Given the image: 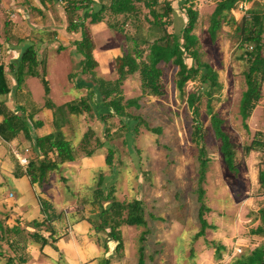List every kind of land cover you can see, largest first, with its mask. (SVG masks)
<instances>
[{"label":"rangeland","instance_id":"1","mask_svg":"<svg viewBox=\"0 0 264 264\" xmlns=\"http://www.w3.org/2000/svg\"><path fill=\"white\" fill-rule=\"evenodd\" d=\"M184 1L174 0L172 3L176 9L173 12V25L168 27L170 32L173 30L179 32L185 26L187 16L183 7L185 6ZM218 1H193L194 9L199 13L193 33L199 39L201 60L209 63L218 73L221 89L212 90L210 103L213 111L223 120V131L229 135L234 144L236 171L228 169L221 153V140L216 136L212 127L211 116L207 107L209 95L205 94L210 88V82L203 81L200 76H197L187 81L181 90L177 85L179 67L172 63L160 65L162 68L161 84L165 92L161 97L147 95L144 92L138 73L129 76L122 84L124 102L131 98L140 99L141 108L129 111L134 114H141L151 127H160L161 132L159 134H155L143 126L138 133L123 131L119 127L122 122L120 121L121 118L119 119L117 116L111 117L107 121L112 139L105 148L107 150V147H114L118 152L114 158V166L107 170L108 175L116 173V170L120 174L116 178L117 185L115 183L116 198L118 200H131L137 196L140 175L144 172H151L154 174V182L164 185L168 194L172 195L162 197L164 199L161 198L160 202L159 199H149L147 196L149 190L144 188L146 200H141L147 218H149L150 212L160 215L156 217L161 218L160 222L165 229H169L172 221L168 217L169 210H173L175 217L181 215L180 219L183 220L188 217V220H191L189 227H187V237L178 238L175 240V244H172L174 246V248L172 247L173 251H180V253H178L177 258L173 255L171 264H230L240 256L250 254L256 247L264 244V236L251 233V230L259 225V210L264 207V186L259 179L260 171L264 170V154L254 150L248 152L245 149L251 144L257 132L264 131V84L262 86V99L251 116L243 121L240 101L243 92L246 90L245 72L248 69V62L243 54L244 50L239 48L241 33L237 29L238 26H241L246 12L250 8L263 4L264 0H249L246 4L239 3L237 8L232 11L233 21L224 22L217 31L216 38H212L208 28L211 24V14ZM137 6L140 7V30L130 24H125L124 28L130 37L138 38L139 46L145 51L144 56H146L149 52L148 43L143 41L155 40L160 32L145 18L146 16L152 18L149 9L143 3H137ZM103 16L104 20L89 24L91 27L88 28L95 43L93 52L97 66L94 71L96 76L115 80L117 74L114 57L118 53L123 54L124 51H131L134 42L130 37L127 38L126 35L108 25V23L117 21L121 23L123 21L122 16L116 17L108 9L104 11ZM73 54V56L72 52L67 54L68 61L70 60V69L73 72L71 81L81 76L79 73L81 70L80 56L75 49ZM186 61L189 65L193 64L191 58L187 57ZM58 62L61 63V60ZM54 70L59 71L55 65ZM39 82V88H42L41 81L39 80ZM78 82L77 78L70 87L69 94L72 99L87 94L86 87L79 85ZM192 92L201 94L200 100L196 103L198 108L197 119L204 135V146L208 158L202 187L205 190L204 203L209 209L205 213V218L211 225L206 228L205 234L198 238L195 236L199 231L193 232L195 226L192 227V222L198 223L197 210L200 206L197 197L200 164L197 147L192 141L195 113L187 101ZM36 95L40 98L43 95V89L42 94ZM54 97L59 99L60 95L55 94ZM106 110L108 109L105 108ZM94 119H96L95 115L91 116V114L87 118H84V115L78 117L82 123L87 121L93 124ZM127 122L131 124L132 128L134 127L135 123L129 119ZM70 129L72 130H69L71 131L69 137L76 139L77 134L75 133H79V129H76V132L73 128ZM54 174H58V171ZM0 175L2 176V174ZM145 176L144 174L142 178ZM97 178L96 176L94 182L97 181ZM150 180L153 181L152 175ZM4 182L0 188V198H8L10 201L13 196L17 201L22 196H27L29 204H33L35 195L28 184L27 193H23L14 181L7 180ZM58 183L64 189L61 195H68L70 189L67 190V186L64 185V182L61 183V180ZM146 183L148 184L149 181L147 180ZM123 185L127 190L123 188ZM71 189L73 190V188ZM170 197H175L176 205L170 204ZM66 209L70 211L71 208L66 207ZM153 226H156V222L150 220L146 225L124 226L122 231L127 238L134 232L136 238H139V230L145 231L153 228ZM198 226L200 228V225ZM157 233L158 231H155L154 237L152 235L148 238L145 246L160 247L159 242H155V235H159ZM137 242L139 244V239ZM215 244L221 247L219 249L220 258L217 257L216 249L218 247H214ZM161 247L166 249L168 244L164 243ZM138 256L137 252L133 256L135 260L133 257L130 259L136 261ZM168 256L169 254L166 253V257Z\"/></svg>","mask_w":264,"mask_h":264},{"label":"trees","instance_id":"2","mask_svg":"<svg viewBox=\"0 0 264 264\" xmlns=\"http://www.w3.org/2000/svg\"><path fill=\"white\" fill-rule=\"evenodd\" d=\"M174 1V0H173ZM172 0H68L66 5L67 12L72 14L70 17V27L72 29L80 27L82 30V40L78 42V50L84 55L83 72H90L93 75V80L99 85V91L102 96V106L108 109L107 113L94 111L93 102L87 96H81L77 100L68 102L64 106H56L49 99L46 100V106L56 109L63 113L66 108L70 113L82 114L89 113L91 116H96L97 120L103 124L101 134L96 132L93 127L89 128L82 138L78 151L86 156H91L97 149L108 146L112 139L110 127L107 125L109 118L117 116L120 121V129L123 131L138 133L141 127L159 134L160 127H151L141 114H134L129 110L141 108L139 98H131L124 102L122 84L131 75L139 74L141 86L147 95L163 96L165 94L162 84L161 64H174L179 67L178 71V87L183 90L187 81L200 76L203 81L210 82V88L205 94L209 95L208 112L211 116L212 127L216 136L221 140V153L223 159L230 171H236L235 165V149L234 144L230 140L229 135L223 131L220 116L213 111L210 103L212 90L221 89V83L218 80V73L213 67L201 60L199 51V39L193 33L195 29L199 13L194 9V0H185L184 9L186 10L187 21L185 26L177 32L176 30L169 31L168 27L173 25V12L175 6ZM249 0H219L211 14L210 26L208 28L210 36L216 38L217 31L221 28L224 22L233 21L232 11L235 10L239 3H247ZM137 3H143L149 9L150 16H146V20L153 26L159 29L160 35L153 41H143L148 43L149 52L144 56V50L140 48L138 38L130 37L124 28L125 24H130L137 30H140V7ZM99 5L95 8L94 5ZM161 4V7H159ZM159 7V9H158ZM108 9L114 16H122L123 21L108 23L109 27L117 30L127 38L133 40L134 46L132 50L124 51L122 55L114 59V66L117 77L115 80H106L96 78L94 68L97 66V61L94 58L95 43L92 35L86 25L87 23H98L104 20L103 13ZM76 14V16H74ZM141 23V22H140ZM241 33V41L239 48L244 50L243 54L248 62V69L245 72L246 90L243 92L240 108L243 121H246L252 114L253 110L263 97L262 86L264 84V3L259 4L254 8H250L243 17L241 26H238ZM138 35V34H136ZM191 58L193 64L189 65L186 58ZM29 63L30 66L36 67L38 61L36 59V50L30 47L24 54L22 66ZM34 75H40L34 72ZM0 78L4 80L3 87L0 88V93L9 91L5 83L3 69L0 68ZM41 79L46 88V94L49 93L48 81L45 77ZM22 79L18 78V83ZM199 92H192L188 96V105L193 109L194 126L192 132V141L198 150V161L200 164L198 171V189L197 197L200 203L198 207V220L200 222V231L195 237H200L205 234L206 228L211 225L205 218V213L209 210L204 203L205 190L202 183L205 180V172L207 167V152L204 146V135L202 128L198 122L197 101L200 100ZM129 119L135 123L134 127L127 122ZM24 132L28 139L31 137V126L26 120L15 114H7L4 121L0 123V136L6 141H10L17 137L18 133ZM126 143V141H125ZM36 150L40 154H35L31 157L26 173L33 184L43 186L48 183L50 174L57 170L59 166L66 162L76 160L77 151L72 144V141L67 139L63 132L58 129L48 135L37 137L35 142ZM246 151H258L264 154V131H259L255 134L251 144L247 146ZM106 164L111 169L114 166V158L116 148L107 147ZM40 155L42 157H40ZM146 175V174H145ZM260 183L264 186V170L259 174ZM104 174L101 173L98 177L96 188L93 191L92 200L89 203L93 207V211L99 215L97 221L91 220L97 232L103 231L107 233V239L112 238L117 241L116 249L120 251L123 248V240L120 227L122 225H146V214L143 201L141 199L118 200L115 196L116 187L114 181L109 183V186L103 187ZM42 212L45 218L42 221L33 220L26 222L22 218L17 220L13 226L5 223V220H0V257L6 258V264H16L26 262L23 254L19 257L7 255L5 245L8 249L17 251L24 250L28 243V237L35 241L41 242L43 245L48 241H54L57 238L52 224L53 218H59L53 204L46 199H40ZM105 203H108L105 205ZM83 209V208H82ZM259 225L251 230V233L257 236H264V207L259 210ZM25 225L34 228L29 230ZM43 231V232H42ZM50 232V233H49ZM49 233L48 235H46ZM149 234L146 230L141 235L143 243ZM106 239V240H107ZM4 246V247H3ZM107 246V244H106ZM218 247L217 257L220 258L221 247ZM144 247H140V261H144ZM108 262V261H107ZM230 264H264V244L256 247L250 254L240 256Z\"/></svg>","mask_w":264,"mask_h":264},{"label":"crops","instance_id":"3","mask_svg":"<svg viewBox=\"0 0 264 264\" xmlns=\"http://www.w3.org/2000/svg\"><path fill=\"white\" fill-rule=\"evenodd\" d=\"M67 3L68 0L64 4L58 0H0V68L3 69L5 83L9 88L8 92L0 93V123L4 121L7 114L18 115L31 126L32 137V139H28L23 131L10 141H6L0 136V174H2V176L0 175V188L5 183L4 181L10 180L14 181L23 193H27L26 189L29 185L35 195L32 205L29 204L27 196H22L17 201L13 196L10 201L8 198H0V220H5L9 226L15 225L20 218L28 223L33 220L42 221L45 215L42 212L41 198L51 202L57 215H60L59 218H53L52 221L56 240L48 241L43 245L28 237V243L24 250L13 251L8 249L7 244H4L5 252L15 258L23 254L27 261L18 263L16 259V264H171L173 255L177 258L180 253V251H173L172 244H175V240L178 238L188 235L187 227L191 222L188 217L182 220L179 218L181 215L175 217L173 210H169L168 217L172 221L169 229H165L160 222L161 218L156 217L160 215L150 212L149 218L145 215L146 221L148 223L150 220H155L156 226L147 229L149 234L143 243L140 240V235L144 232L143 229L139 230V238H136L135 232L127 238L122 231L123 227L135 225H122L120 230L123 248L120 251L116 249L117 241L112 238L107 239V233L103 231L97 232L91 221L99 219V215L93 211L94 209L89 203L98 181V178L95 182L94 179L103 173V187L105 188L112 181L117 185L116 178L120 174L116 170V173L108 175L109 167L106 164L107 150L105 147L97 149L91 156H86L78 151L82 138L89 128L93 127L98 134L102 133L103 124L97 120L96 116L93 124L87 121L82 123L78 117L84 115V118H87L90 114L78 115L70 113L66 108L63 109V113L58 111L56 113V109L46 106L47 99L59 107L75 101L81 96H87L95 104L94 111L101 113L108 111H105L106 107L102 106L99 85L93 80V75L90 72L82 71L85 57L78 50V42L82 40V30L80 27L75 29L70 27V17L73 16L67 12ZM94 6L97 8L99 5L95 4ZM89 24L86 22L88 28L91 27ZM30 47L36 50L38 61L36 67L30 66L29 63L22 66L24 54ZM74 49L80 56L81 70L79 73L81 76L77 77L78 83L86 87L87 91V94H83L77 99H72L69 94L70 87L77 78L71 81L73 72L70 69V60L68 61L67 54L72 52L73 56ZM119 55L122 54L118 53L114 58ZM60 60L61 63L58 62ZM54 65L59 71L54 70ZM34 72H38L40 75H34ZM47 73L48 76H46ZM41 76L48 81V94H46ZM95 77L109 80L98 75ZM18 78L22 79L21 83H18ZM39 80L42 88H39ZM3 82L4 80L0 78V88L3 87ZM42 89L43 95L39 98L36 94H42ZM55 94H59L60 98L55 99ZM70 128H73L75 132L76 129H79V133H75L77 134L76 139L69 137L71 132L69 130H72ZM58 129L72 141L77 151L76 160L61 164L57 170L50 174L48 183L43 186L33 184L26 169L30 158L34 157L36 153L40 154L39 150L35 149L36 138L48 135ZM40 157L42 156L40 155ZM21 159L26 162L22 163ZM56 171L58 174H54ZM144 174L146 176L142 178ZM151 175L153 181L150 180ZM140 178L137 186L138 195L136 194L137 196L132 199L146 200L144 188L149 190L147 196L152 200L159 199L161 202L162 197L172 195L168 194L164 185L154 182L153 173L144 172ZM60 180L67 186V190L70 189L68 195H61L64 189L58 183ZM170 202L173 206L177 201L175 197H170ZM66 207H70V211ZM198 225H200L199 220L198 223L192 222V227L195 226L193 232L200 231ZM25 227L31 231L34 230L30 226L25 225ZM155 231H158L157 234H159L155 235V242H159L160 247L145 246L148 238L152 235L154 237ZM164 243L168 244L166 249L161 247ZM142 246L144 247V261L141 263L140 247ZM137 252L139 256L134 261L133 256ZM166 253L169 254L168 257H166ZM130 257H133L134 260H131ZM6 261V258L0 257V264H6Z\"/></svg>","mask_w":264,"mask_h":264},{"label":"built area","instance_id":"4","mask_svg":"<svg viewBox=\"0 0 264 264\" xmlns=\"http://www.w3.org/2000/svg\"><path fill=\"white\" fill-rule=\"evenodd\" d=\"M60 3H62V4H64V3H66V0H58ZM21 162L22 163H25L26 162V160H21Z\"/></svg>","mask_w":264,"mask_h":264}]
</instances>
